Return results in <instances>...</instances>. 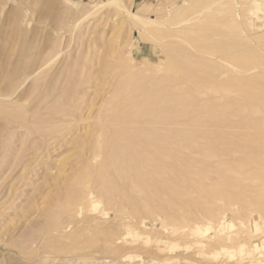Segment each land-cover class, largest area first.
<instances>
[{
    "label": "rangeland",
    "instance_id": "obj_1",
    "mask_svg": "<svg viewBox=\"0 0 264 264\" xmlns=\"http://www.w3.org/2000/svg\"><path fill=\"white\" fill-rule=\"evenodd\" d=\"M102 1L0 0V264H264V0ZM180 68L203 110L183 118L190 177L173 209L146 202L159 215L122 184L124 153L114 169L104 157L119 135L99 117L115 98L180 92Z\"/></svg>",
    "mask_w": 264,
    "mask_h": 264
},
{
    "label": "bare ground",
    "instance_id": "obj_2",
    "mask_svg": "<svg viewBox=\"0 0 264 264\" xmlns=\"http://www.w3.org/2000/svg\"><path fill=\"white\" fill-rule=\"evenodd\" d=\"M107 4L108 5H114V6L118 7V8H121V6H122L121 0H104V1H102L99 4V6L107 5ZM125 11L127 12L128 16L132 19L133 24L135 23V25H136V23H137V25L139 24V26L141 25L143 28H146L145 25H149V24H153L154 25L155 23H158V21L155 20L154 18H149V17L141 15L139 13V10L138 11L137 10L134 11V10H129V9L125 8ZM182 21H184V20H182ZM169 26L173 27L172 25H167L166 27H169ZM178 27L179 26H175L174 28H177L176 30H181L182 29L181 27H179V28ZM170 29H173V28H170ZM143 31L148 32L149 29H147V30L143 29ZM217 52H219V51H217ZM185 67H187V66H185ZM186 70H185V68L184 69L180 68V71H179V75L180 76H179V81L176 83V87H177L176 89L180 90V92L174 93L171 96H169V94L159 93L157 96H153V98H152L151 95H152V92H154L152 90V88L149 89V91L151 90L152 92L151 93L149 92L148 94L146 93V92H148L147 90H146V92L143 90L145 93H142V94H139V95L136 96V98H138V100L140 101V104L142 106H139V101H136V100H134L135 102L133 101L134 102L133 104H129L130 101H128V103L126 102L127 103L126 104L123 99L126 100V98H128L129 95H128V97L125 95L126 98L125 97L124 98L122 97V99H121V97L118 98L119 100H121V102L119 100H118L119 102H116V98H115V103L114 102H113L114 104L110 103V107H109L108 112L103 111L101 113L100 117H99V118H101V120L104 123L105 122L112 123V125H110V126H112L111 127L112 132L110 131L111 133H113L112 135L117 134L116 137L119 135L118 138H117L118 140L114 136H112L117 141H115L113 139L114 141L112 142V145L110 144L111 148L109 147L110 149L108 148V151L104 152V154L106 153L104 157H106V155H107V157H106L107 159L106 160H110V162L113 163V169H114V162L119 159V158L115 159V158H113V156L115 157V155L118 152H119L117 154L118 156H120V153H122V152L124 153L123 159L118 160V161H120V163L117 162L119 165H121L120 168L117 169V167L119 166V165L116 166L117 163L115 165V169L121 170L122 178L121 177H117V176L115 178V176H114L113 178H115V180L113 179V181L116 182V179H120V178L122 180H125L126 182H124L122 184H128L127 186L130 188L128 190H130V191L134 190L139 195L138 197H139L140 201L142 203L144 202L143 203V205L145 204L144 207L153 208L152 209L153 212L158 211V212L161 213V211H159L156 208V205H153V207H150L148 204L150 202H152V203L154 202V204L156 202H157V204H159L161 202L159 204V205H161V207H160V210H162L161 214H163V212H165V210L167 211V209L169 207H171V204L168 203V201H172V200H169L170 198L168 200H166V195L168 197H174V194L177 196L176 192H174L175 191L174 190V185L183 184L185 182H188L189 177H190L191 160H190V158L188 156V149H187V148H189V146H188L189 142H188V139H187L188 138L187 136H188L189 126H188V123L186 122L187 120H183V118L185 119L186 117H188L189 109H192V111L196 112V108H198L199 109V110L197 109L198 113H201V110H203V108L201 107L202 105L199 104L200 107H198L195 102H193L194 103V107L191 108V103H189L190 100H191V95H190L189 92H186V83L189 82L190 76L188 74L189 73L188 72L189 69L186 68ZM183 79H185V80L187 79L186 80L187 82L185 84H182V81L185 82V80H183ZM203 82L206 84L207 80L204 79ZM157 89H158V87H157ZM154 90L156 92V89H154ZM162 91H164V89H162ZM162 91H158V92H162ZM216 91L217 90H215V92ZM215 92H213V93L215 94ZM218 94H219V92H218ZM133 96H134V94L132 96H130V97L133 98ZM246 96H247L246 101L248 103H254V101H255V97L254 96L249 95V94H246ZM114 97H115V95H114ZM114 97H112V98H114ZM132 98H128V99H132ZM141 99L144 100V103L141 101ZM238 100H242V99L239 98ZM122 102L125 103L127 106L126 107L124 106V108H123V106H120V104L123 105ZM130 103H132V101ZM189 106H190V108H189ZM51 113H52V111H51ZM212 113L213 114H215V113L219 114L218 108H214ZM21 117L23 118V116H21ZM121 122H123V123H121ZM130 122H131V124H132V122H134V123L131 126H129L127 128H124L125 131L122 132L121 129L124 126H126V124H128ZM104 123L101 126H106ZM149 123H150V126H149ZM175 123H177L176 125L178 127L175 126ZM147 124H148V128L151 129L152 132H149V131L146 130L145 126ZM101 126H99V133L102 132ZM108 126H109V124H108ZM103 132H104V130H103ZM127 132H129V133H127ZM99 133L97 134V137H98ZM105 133H104V135H105ZM108 135H106V136H108ZM210 135L215 136L214 133L210 134ZM210 135L205 136L208 139L210 138L209 140H207V138L205 139V137H204V139L207 142L204 145L208 144V146H210L213 149H215V151H213L211 153H213L219 159V138H217L215 136V140H213L211 137H209ZM120 136H122L124 138H127V136L131 137V138L135 137L133 139L134 143L133 144L130 143L132 145H130L129 150H127L128 152L124 151V149L127 147L128 143L131 142L132 139L128 140L129 138H127V140H128L127 145H123V148H121L122 145H121V147H119L120 144H122V143L125 144L126 142H122L121 143L120 141L123 140V138L120 137ZM143 136L145 138H148L147 136H150V137L152 136V137L149 138L150 141L149 140L141 141L140 139L137 140V138H144ZM165 138H168V140H166ZM125 140L126 139H124V141ZM114 142H118V146H116ZM144 144H145V147H142V145L144 146ZM133 145H136V147L139 146V149L138 148L136 149V147H134L135 149H133ZM175 145H177V147H178V148L176 147L177 149H174ZM200 145H203V144H200ZM124 146H126V147L124 148ZM119 148H121V149H119ZM131 148H132V151H130ZM102 151H104V150H102ZM104 154L102 152V154H101L102 157H103ZM92 155L94 156L93 153H92ZM96 155H98V154L96 153ZM121 156H122V154H121ZM102 157H101V159H102ZM104 159H102L103 161L101 160V162L104 163L105 162ZM98 162L101 163L99 160H98ZM107 162L109 163V161H106L105 163L108 164ZM99 163H98V165L100 167ZM104 164H103V166H104ZM109 164H111V163H109ZM109 164L107 166H109ZM218 165H219V163H218ZM107 166H105V167H107ZM102 169H103V167H102V163H101V171H102V172L100 171L101 172V177L105 179L107 177V175L105 174L104 175L105 177H103L102 173L104 174L103 170H105V169H103V170ZM96 170H98V168ZM109 170H111V167H109ZM204 170L205 171H210L208 169H204ZM217 171H219V168L217 169ZM110 172H111V174L114 173L116 175V172H114L113 170L110 171ZM118 173L119 172H117V174ZM120 174L121 173H119V175ZM108 175H109V172H108ZM112 176H111V179H112ZM81 178H83V177H81ZM111 179H109L110 182H112L114 184V182ZM122 180L120 182L117 181V182H119V185H120L121 182H123ZM97 184H98V182H97ZM110 185L111 184L109 183V186ZM195 187H197L199 189V191H206L207 189H209V187L211 188V185H209V187H208L205 184L196 183ZM197 188H196V190H197ZM86 189H89V188L86 187L84 190L87 191ZM110 189H111V186H110ZM104 190H102V191L105 192ZM125 191H120V192L123 193ZM89 194H90L89 191H88V193L86 192V195H85L86 198H87V196L89 197ZM125 194L130 195L132 193H126L125 192ZM125 194L124 195L121 194L122 199L125 200L124 198H127L128 200H131L130 199L131 197H129L127 195L125 196ZM162 196H163V198L165 197V200H163ZM138 197H136L134 199H137ZM119 198H121V197L119 196ZM216 198H219V181H218L217 191H216V193L214 195V199H216ZM120 201H122V200H120ZM118 202H119V199H118ZM135 206L133 208H135ZM155 208H156V210H155ZM184 208H186V207H184ZM163 209H165V210H163ZM171 209H173V208L171 207ZM194 209H195V207H194ZM198 209H200V208H197L196 210H198ZM146 211H147V209H146ZM153 212H151V213L153 214ZM137 213H138V211H137ZM85 214H86V211H85ZM155 214H153V215H155ZM157 214H159V213H157ZM210 214L212 215L211 212H210ZM96 215L95 216L93 215V216L96 217ZM120 215H121V213H120ZM167 215L169 216V214H167ZM173 215H172V217H173ZM207 215H208V213H207ZM88 217H90V215ZM80 218L81 217H79V219ZM57 228L58 227H56V229ZM60 230H61V228H60ZM122 247H124V246H122Z\"/></svg>",
    "mask_w": 264,
    "mask_h": 264
}]
</instances>
